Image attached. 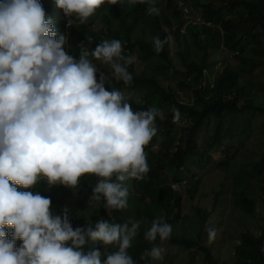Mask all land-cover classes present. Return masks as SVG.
<instances>
[{
	"label": "clouds",
	"instance_id": "clouds-1",
	"mask_svg": "<svg viewBox=\"0 0 264 264\" xmlns=\"http://www.w3.org/2000/svg\"><path fill=\"white\" fill-rule=\"evenodd\" d=\"M106 4L144 5L149 17L161 12L157 0H56L70 28L86 24ZM170 39L153 37L154 51ZM67 43L39 0H0V264H135L128 250L142 221L98 219L74 229L67 208L56 214L49 197L18 190L45 181L75 192L82 177L92 176L97 182L88 205L110 213L128 207L127 182L150 172L144 149L164 112L155 104L133 110L132 93L107 87L113 81L130 86L128 67L137 57L125 55L119 39H104L92 51L81 45L78 59ZM172 112L179 122V110ZM171 234L158 216L143 238L163 243ZM215 235L208 229L210 240ZM89 241L102 243L104 251L85 254ZM163 254L154 245L141 259L160 261Z\"/></svg>",
	"mask_w": 264,
	"mask_h": 264
},
{
	"label": "trees",
	"instance_id": "trees-1",
	"mask_svg": "<svg viewBox=\"0 0 264 264\" xmlns=\"http://www.w3.org/2000/svg\"><path fill=\"white\" fill-rule=\"evenodd\" d=\"M176 0H166L165 7L169 10L173 8ZM190 7L193 10L203 12L205 21L203 23H194L193 20L185 25L186 31L181 34L182 22L180 21L181 13L174 6L171 12L172 17H168L166 24L168 29L174 28V37L176 40L183 41L191 39L194 48L202 53L199 63L184 62L185 71L170 75L169 72L172 67L166 64L158 66V71H142L141 73H134L131 66L128 71L133 76L132 84L128 87L123 83L113 81L107 85L109 90L115 88L125 93H132L134 99L132 101L133 110H147V108L154 104L160 108L165 115L164 120L157 118L156 127L157 134L164 131L166 141L163 146L157 151H152L148 145L145 146V153L147 155V163L150 168L148 176L141 181L130 180L128 207L124 210L112 211L107 213L103 207H90L88 200L92 195V186L97 182L96 177L86 176L82 177L80 186L76 190L80 192L78 198L73 196L74 191L63 186H53L49 188L45 181H41L35 186V189L19 188V191H39L41 195L49 197L52 202V211L56 214H62L64 208L68 209L69 219L72 227H84L86 223L93 224L98 219L109 220V222L122 223L125 220L132 218L134 220L142 221L139 235L133 241L132 247L128 250L129 255L132 256L135 264H145L146 259H141V256L146 250L154 245L161 244L159 238L153 243L144 240L143 233L150 227L151 221L164 214V220L173 226L179 219L180 214H173L175 207H180L178 201L181 199L180 194L170 189L169 184H163V177H167L170 171L172 180L178 181V170L185 165V171L191 172L190 163L193 165L194 159L189 157H196L194 165L197 169H204L207 161L202 158L209 147H205L203 151L197 146V140L202 131L207 130L209 122L213 119L218 122L216 132L220 130L221 122L227 117V112L231 110L233 114L239 113L245 109L251 110L254 113L264 115V108L253 105L256 93H261L264 96V82H255L249 80L247 86L237 89L232 102L229 95H231L237 86V78L252 72L256 67L264 66V49L259 45L252 49L254 57H246L239 53L241 62V70L234 71L228 67L223 68L213 79V82H208L209 76L206 70L209 68L210 62L207 63L206 56L208 51L213 46L219 47L217 41L226 36L228 41L230 39L231 48L237 33L241 34V40L248 39L251 31L260 28L264 32V0H189ZM48 18H51L53 24L58 30L59 34H64L68 38V43L65 45L66 51L73 55L76 59L79 58V48L81 45L86 47L89 51L95 49L96 45L104 39H119L124 45L125 50L138 49L142 52L143 62L148 63L150 59H158L160 61H169V41L164 45L161 52L157 53L153 48V37H159L164 40L167 37V32L162 31L161 26L157 23L155 17L146 16L144 13V5H126L121 7L119 5L111 6L104 5L96 14L89 19L84 25L77 24L71 28L67 26L70 18L65 17L63 11L56 5V0H39ZM216 3H222L226 6L224 11H221ZM177 19L175 22L173 19ZM152 36L149 39V36ZM182 57L181 51L177 52ZM176 75H180V79H176ZM156 76L171 77L172 80L177 81L181 89H185L193 98L192 102L184 103L178 100L172 88L169 86L163 87L160 79ZM182 78V79H181ZM208 80V81H207ZM253 81V82H252ZM242 94V103L244 106L236 105L238 96ZM138 97L140 104L135 102ZM172 109L179 110L181 117L180 122L183 125L179 127L180 136L174 143L173 130L177 123L173 122ZM251 117L247 119V123L242 126L240 132L244 133L248 128ZM186 135V137H184ZM205 136H208L206 131ZM217 137V134L214 135ZM152 138V139H153ZM176 145L177 149L172 151V147ZM188 156V157H187ZM232 157L228 155L227 161ZM226 161V162H227ZM225 164V162H224ZM221 170H225V165L219 164ZM218 168V169H219ZM257 183L253 184L254 179ZM253 179V180H251ZM194 181V180H193ZM189 183V190L194 194L193 190L198 184L197 181ZM241 190L236 193L234 200V207L236 205L244 214L254 215V203L258 199L264 205V150L260 159L254 164L250 173L240 174L234 181ZM192 185V186H191ZM195 191V190H194ZM217 196V195H216ZM174 204V205H173ZM176 204V205H175ZM216 204V203H215ZM175 206V207H174ZM215 208V207H214ZM208 213H205L202 218H207ZM11 232V229H9ZM173 245L182 246L186 249H191L196 246L195 241H190L185 238L170 237L165 241ZM21 241H16V247H19ZM264 228L261 229L258 235L251 232L240 234V244L234 248L235 261L233 264H264ZM202 248V247H201ZM93 249L104 251V246L100 242L89 241L83 247V251L87 254ZM206 264H219L211 255L208 254ZM228 264V263H222Z\"/></svg>",
	"mask_w": 264,
	"mask_h": 264
},
{
	"label": "rangeland",
	"instance_id": "rangeland-1",
	"mask_svg": "<svg viewBox=\"0 0 264 264\" xmlns=\"http://www.w3.org/2000/svg\"><path fill=\"white\" fill-rule=\"evenodd\" d=\"M166 0H157V6L161 12L159 16H153L157 20V23L161 26L162 31L167 32L169 40V61H160L158 59H150L148 63H144L142 59V52L138 49L125 50V53H129L137 57L136 62L130 65L134 73H141L142 71L150 72L153 70L155 73L158 71V66H164L168 64L172 68L169 69L170 75H174V71L179 74L185 71L184 62H197L199 63L202 53L194 48L191 39L180 42L174 37L175 29H168L166 24L167 18L172 17L171 12L176 5L177 9L181 13L180 21L183 23L181 26V34L186 31L185 25L189 20H193L195 23H203L205 21L203 12L199 10H193L190 7L189 0H176L173 4V8L169 10L165 7ZM217 8H221V11L226 8L222 3H216ZM173 19V18H172ZM177 22V19H173ZM152 36H149L151 39ZM222 37L217 41L219 47L213 46L209 49L206 56L207 63L210 62L209 68L206 70L209 76L210 83L213 82L214 77L225 67H228L234 71L241 70V62L239 59V53H242L246 57H254L252 49L259 45L264 49V32L257 28L251 31L247 40H241V34L238 32L235 41L228 49L230 45V39ZM178 51L183 53L182 57L178 55ZM126 55V54H125ZM163 66V67H164ZM102 71H106L102 69ZM243 75V74H242ZM237 78V86L235 91L229 95L230 101L234 99L238 90L241 87L247 86L250 79L255 82H264V66L256 67L252 72ZM180 75H176V79H180ZM160 79V83L163 87L169 86L172 88L174 94L177 95L178 100L184 103L192 102V97L185 89H181L177 81L172 80L171 77L156 76ZM182 79V78H181ZM252 81V82H253ZM260 92V91H258ZM256 91L253 105L264 108V96L263 92L258 93ZM242 94L238 96L236 105L244 106L242 103ZM251 117L248 128L244 133L240 130L242 126L247 123V119ZM218 122L211 120L207 126L208 136H205L206 131H202L197 140V146L203 151L205 147H209L206 153L202 156L207 161L204 169H197L190 163L189 167L191 172L185 171V165L180 167L177 173L178 181L172 180V174L169 171L167 177H163L164 183L169 184L170 189L180 194L181 199L178 201L180 207H175L173 214H180V219L172 226L171 237L185 238L190 241H195L196 246L191 249H186L182 246L173 245L169 242H161L158 246L164 249L163 257L160 261H152L146 259L145 264H206L208 254L219 263L233 264L235 261L234 248L240 244V234L245 232H251L258 235L261 229L264 228V205L258 198L254 203L255 214H244L239 208L234 207L233 203L236 199V193L241 192L238 186H235V179L240 174L250 173L254 164L260 159V156L264 150V115L254 113L251 110L243 108L239 113L233 114L230 111L227 112V117L221 122L220 130L216 132V126ZM183 125L182 122H177L173 136L176 143L177 138L180 136L179 127ZM161 131L158 136L153 138L148 147L152 151H157L163 146L166 141V135ZM217 134V137L214 135ZM186 137V135H184ZM177 146L172 147V151H175ZM232 157L227 161L228 155ZM188 157V156H187ZM227 161V162H226ZM225 162V164H224ZM225 165V170L219 168V164ZM219 168V169H218ZM194 180V181H193ZM253 180V179H251ZM186 181V182H183ZM197 181L196 187L191 193L189 190V183ZM257 183V179H254L253 184ZM175 184V188L171 185ZM192 186V185H191ZM80 192L75 191L73 196L78 198ZM217 195V196H216ZM216 203V204H215ZM175 204V205H176ZM174 205V204H173ZM215 207V208H214ZM208 213L207 218L203 219L202 216ZM164 214H162V217ZM215 229V238L210 240L208 237V229ZM202 247V248H201ZM152 248V247H151ZM264 252V246H263Z\"/></svg>",
	"mask_w": 264,
	"mask_h": 264
},
{
	"label": "built area",
	"instance_id": "built-area-1",
	"mask_svg": "<svg viewBox=\"0 0 264 264\" xmlns=\"http://www.w3.org/2000/svg\"><path fill=\"white\" fill-rule=\"evenodd\" d=\"M172 187H175V185H172Z\"/></svg>",
	"mask_w": 264,
	"mask_h": 264
}]
</instances>
